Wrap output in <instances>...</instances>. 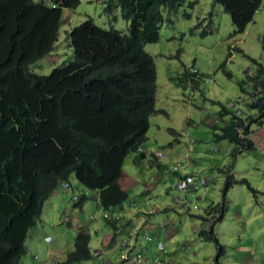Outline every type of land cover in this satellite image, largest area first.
Segmentation results:
<instances>
[{
    "label": "trees",
    "instance_id": "trees-1",
    "mask_svg": "<svg viewBox=\"0 0 264 264\" xmlns=\"http://www.w3.org/2000/svg\"><path fill=\"white\" fill-rule=\"evenodd\" d=\"M183 1L106 0L105 12L112 15L118 8L128 24L126 32L104 29L85 19L66 35L73 59L42 75L29 65L53 50L63 10L75 8L80 0H49V5L0 0V264H22L28 232L39 220L44 202L60 183L69 184L71 175L95 192L103 210L121 206L127 199L119 183L123 161L131 152L136 153V164L145 158L140 147L146 140L149 118L167 115L155 108L156 66L145 46L160 39L161 7L178 8ZM214 3L229 15L235 36L252 22L262 0ZM263 76L264 66L258 64L252 77L254 88L264 87ZM201 79L190 75L187 68L171 78L183 89L187 82L192 89L198 87ZM248 106L257 111L256 117L233 116L227 124L213 127L216 141L234 145L232 154L238 148L254 149L246 138L249 127L245 125L262 124L264 94L254 96ZM220 113H228L221 104ZM170 133L176 134L172 129ZM237 183L257 193L244 178L238 180L229 173L221 190L222 201ZM222 205H211L206 217H198L207 222L216 213L222 216ZM118 222L107 221L113 233L111 245L123 229ZM199 235L217 243L213 230L201 229ZM89 242L87 232H78L73 249L54 264L91 260ZM158 250L163 252V245Z\"/></svg>",
    "mask_w": 264,
    "mask_h": 264
},
{
    "label": "rangeland",
    "instance_id": "rangeland-1",
    "mask_svg": "<svg viewBox=\"0 0 264 264\" xmlns=\"http://www.w3.org/2000/svg\"><path fill=\"white\" fill-rule=\"evenodd\" d=\"M35 1L49 5V0ZM189 3L194 5L190 7ZM105 7L106 0H80L75 8L64 9L53 50L30 64V70L46 75L54 67L72 60L67 32L87 18L104 29L112 27L126 32L128 24L121 18L119 9H114L113 14L108 15ZM160 10L163 17L159 30L160 39L156 43L147 44L145 50L156 54V58L151 54L156 66L155 108L164 109L167 115L159 113L149 118L146 140L140 147L145 158L136 164L132 160L136 153L131 152L123 161L124 176L119 183L128 193L127 199L122 203L124 209L116 206L111 209V213L103 210L95 192L82 186L71 175V186L68 188L66 185H58V196L51 197L44 204L39 220L29 230L25 241L26 253L22 257L23 264H51L53 258L59 257V253L71 251L76 234L86 231L77 229L81 226L80 222L87 225L92 253L91 260L80 264H104L108 260L111 264H120L115 260L117 254L114 253V257L108 256V248L101 245L103 234L108 231L104 217L113 213L112 219L116 220L123 218V214L128 215L131 210L139 212L143 209H151L149 213L154 211L150 215H142L155 229L143 224L135 249L126 262L121 264H134L132 258L143 249L146 260H156V264H177L173 259L186 251L196 252L205 260L193 263L194 259L189 264H228L237 260L242 264L246 261L241 259L245 260L251 253L259 261L261 252L258 245H263L264 248V138L259 143L261 135L256 133L258 146L255 150L239 152L242 148H238L232 154L233 150H227L229 147L233 148L232 144L214 139L216 131L212 124L216 121V125L220 126V119L231 120L233 116H238L237 109L246 116L257 115L248 105L253 101L252 96L257 89L256 97L264 94V87L254 88V80L249 79L247 74L254 76L258 64L264 66V0L247 26L244 36H234L229 15L222 6L213 4V0H184L178 8L168 10L161 7ZM185 13L190 16L185 17ZM236 38H242V41L237 44L233 42V55L228 57V49L232 44L230 40ZM237 45L243 51L235 50ZM177 50H180L179 56L176 54ZM190 67L201 70L199 74L202 77L198 87H191L192 97L170 79L184 68ZM219 86H223L221 93L223 91L225 95L226 91L227 100L217 101L214 98V89ZM219 102L228 111L223 117L220 115ZM255 127L254 124L251 125V129ZM170 129L175 131V136L170 133ZM192 148L193 152H190ZM156 154H160V157H155ZM219 154L226 156L225 167L219 163ZM227 170L238 180L244 178L257 193H252L246 184L237 183L229 188L228 195L222 201L221 190L226 183ZM190 176L198 184L197 189L180 190L179 182ZM217 197L219 202L212 204L211 201ZM83 198V204L77 206ZM222 203H225L222 208L226 217L221 224L216 221L214 225L213 219L206 223L198 217H206L208 206L221 207ZM73 210L81 217L80 222L71 219ZM233 215L241 218L238 217L237 222H233ZM219 217L220 213H216L215 218ZM240 220L242 226L237 224ZM124 225L128 226L126 222ZM220 225L226 231L235 229L239 235L232 239L230 246L227 244L225 259L222 258L225 237L220 234ZM213 227L215 238L222 249L216 241L199 235L201 229L210 232ZM170 230L176 232L165 237L166 231ZM125 233L127 239H121L125 249L119 251L118 260L128 247L126 242L130 239L135 241L136 232L128 230ZM255 241H258V245ZM159 243L163 245V252L157 249ZM96 253L100 255L95 256ZM192 256L191 253L190 257ZM218 256L220 259L217 261ZM260 258L264 259V254Z\"/></svg>",
    "mask_w": 264,
    "mask_h": 264
},
{
    "label": "crops",
    "instance_id": "crops-1",
    "mask_svg": "<svg viewBox=\"0 0 264 264\" xmlns=\"http://www.w3.org/2000/svg\"><path fill=\"white\" fill-rule=\"evenodd\" d=\"M247 28V27H246ZM246 28H245V30H246ZM245 30H244V32L243 33H241L240 35H242V36H244V34L246 33L245 32ZM231 42H232V44H231V46H229V51H228V57H232V55H233V51L232 50H234V46H233V42L235 43V44H237V43H239V42H241L242 41V38H236V39H233V40H230ZM236 48H235V50H241V51H243L241 48H239L238 47V45L237 46H235ZM169 49V48H168ZM155 51V50H154ZM169 51V50H168ZM155 52H151V54L155 57V55L156 54H154ZM229 53H230V55H229ZM157 55H160V54H157ZM179 55H180V52H179ZM178 55V56H179ZM153 57V58H154ZM156 58V57H155ZM196 60H194V62H195ZM196 64L194 63V65L193 66H195ZM222 69H224V66L222 67ZM199 71V73H200V71L201 70H198ZM182 72V71H181ZM180 72V73H181ZM180 73H177L176 74V76L177 75H179ZM230 75V74H229ZM247 76H248V78L249 79H253L252 77V75L250 74V73H248L247 74ZM171 78H174V77H171ZM170 78V79H171ZM213 79V78H212ZM172 81V80H171ZM210 81H212V80H210ZM173 82V81H172ZM241 82H243V81H241ZM252 86H254V83H252ZM222 88H223V86H219V88L218 89H214V98L218 101H220V100H227L228 98H227V93H226V91H225V95L223 94V91H222V93L220 92V90H222ZM260 89V88H259ZM258 90V89H257ZM256 90V93H258V91ZM256 93L252 96V97H254L255 95H256ZM220 103V102H219ZM220 104H222V103H220ZM219 104V105H220ZM223 105V104H222ZM264 107V106H263ZM157 110H164V109H157ZM165 111V110H164ZM255 112L257 113V111L255 110ZM220 115H221V117H223V115L220 113ZM242 119H244V117L246 116V115H243L242 114V112L240 113V115H239ZM220 117V118H221ZM255 117H256V115H255ZM220 121V123H221V125L220 126H223V125H225V124H227L228 122H230V120H226V119H224V118H222V119H220L219 120ZM216 121L212 124V127H220V126H217L216 125ZM252 124H254L256 127H255V129H251V125ZM246 127H249V133L246 135V138L247 139H249L250 141H252V143H253V145H254V149L253 150H255L256 148H257V146H258V143L256 142V139H257V137H256V133L257 134H260L261 135V138H260V140H259V143H262V140H263V138H264V117L262 118V124L261 125H259V124H257V123H255V122H247L246 123V125H245ZM237 129H239V128H237ZM239 131H240V129H239ZM241 132V131H240ZM221 141H226V140H221ZM227 143H229L228 141H226ZM229 144H231V143H229ZM233 145V144H232ZM263 147H264V144H263ZM233 148H234V145H233ZM233 148H230L229 147V149L227 148V150H230V152L233 150ZM243 150H246V149H244V148H242L239 152H241V151H243ZM141 151V150H140ZM218 151V150H217ZM190 152H193V148L190 150ZM217 153H219V152H217ZM134 157H135V155L133 156V158H132V160L134 161ZM218 158L220 159L219 160V163H220V165H224L223 167H225V160H226V156H224V155H222V154H219L218 155ZM134 163V162H133ZM193 166H194V164H192ZM219 165V166H220ZM194 169V168H193ZM184 172H185V170H183ZM227 173L229 174V170H227ZM227 174V175H228ZM123 176H124V174H123ZM122 176V177H123ZM121 177V178H122ZM235 177V176H234ZM226 178H227V176H226ZM237 178V177H236ZM70 179V178H69ZM226 180V179H225ZM69 184H70V186H71V183L69 182ZM234 185H236V184H234ZM69 186V187H70ZM68 187V188H69ZM231 189V188H230ZM229 189V190H230ZM126 190V189H125ZM229 190L227 191L228 193H229ZM59 192H61L60 190H59ZM228 193H226L227 195H228ZM58 190H57V188L53 191V193L51 194V196L44 202V204L51 198V197H57L58 196ZM225 198H226V195H225ZM208 199V198H207ZM225 201H226V199H225ZM217 202H219V198L217 197L216 198V200H212L211 201V203L213 204V203H217ZM44 204H43V206H44ZM211 205V204H210ZM215 205V204H214ZM224 205H225V203H224ZM123 205H121L119 208L121 209V210H123L124 208L122 207ZM209 207V206H208ZM43 209V208H42ZM151 210V209H150ZM150 210H148L147 211V209L146 210H144L143 209V211H139V212H135V211H133V210H131L130 212H128V215H124L123 214V218H119L118 220L120 221V222H118V224H120V226H122L123 227V229L122 230H119V232H118V235H117V237H116V243H114L113 245H111L110 244V242H111V238H112V236H113V233H112V229H111V227L109 228V224L108 223H106V226H107V233H105V234H103V238H102V242H101V245L105 248H108V250H107V255L108 256H111V257H114V253L115 254H117V257H116V259L115 260H117V262L119 261L118 260V253H120L121 251H122V249H125V247H124V245H122L121 246V239H127V235H126V233H125V231L127 232L128 230H130V231H132V232H136V234H135V241L133 240V239H130V240H128V242H126V244H128V245H130V244H132V250H131V252L135 249V245H136V243H137V241H138V237H139V232L142 230V228H143V224H146L145 226L146 227H149L150 226V228L152 229V230H154L155 228H154V225L146 218V217H144L142 214H145V215H150V213H149V211ZM105 211H108V212H110L111 211V209L110 210H105ZM223 212H224V209H223ZM41 213H42V211H41ZM111 213V212H110ZM112 215H113V213H112ZM111 214H106L105 215V217H104V219L105 220H107V221H110V220H112V216ZM224 215H226L225 214V212H224V214H222V216H220L219 218H214L213 220V223H214V225H215V223H216V221H218V224H221V222L223 221L222 219L224 218V217H226V216H224ZM40 216H41V214H40ZM215 217H216V215H215ZM238 215H233V217H232V221L233 222H237V219H239V218H241V217H239ZM40 218V217H39ZM71 219H75V221H77V222H80V220H81V217L78 215V213H76V211H72V215H71ZM121 219V220H120ZM136 219H140L139 221H137ZM74 221V220H73ZM126 222V224L128 225V226H126V225H124V223ZM129 222H130V224H129ZM241 220L240 221H238V225L239 226H242L243 224H241ZM81 223V226L80 227H76L78 230H80V229H83V230H86L85 232H87L89 235H90V233H89V231H88V229H87V225H85V223L84 222H80ZM207 223V222H206ZM110 229V232H109V229ZM204 229V228H203ZM218 229H219V231H221L222 233H220V234H223L224 235V237H225V244H222L223 245V248L225 249V251L223 252V255L224 256H222V258H226V256H227V244L230 246V244H231V241H232V239H234V238H238L239 237V235L237 234L238 232L235 230V229H232L231 231H226V229H225V227H223L222 225H220L219 227H218ZM176 231H166V233H165V237H167V236H171V235H173L174 233H175ZM213 232H214V227H213ZM219 233V232H218ZM126 237V238H125ZM217 239V238H216ZM257 242L258 241H255V243L257 244ZM90 243H91V237H90V242H89V245H90ZM217 244H218V240H217ZM258 245V244H257ZM112 246V248H109V247H111ZM218 246H220L219 244H218ZM259 246V249H260V252H261V254H260V257H261V255L262 254H264V248H263V245H258ZM220 247H222V246H220ZM118 248V249H117ZM191 249H193V248H191ZM239 249V248H238ZM127 250V249H126ZM120 251V252H119ZM170 251V250H169ZM168 251V252H169ZM191 251V250H190ZM130 252V253H131ZM167 252V253H168ZM101 253V252H100ZM100 253H99V255H100ZM191 253L193 254V256L192 257H190L191 256ZM67 254V252H64V253H59V257L58 258H53L52 259V263L51 264H54V262H56V261H61V260H63L64 258H65V255ZM255 254L254 253H251V256H246V258H245V260H243V259H241L242 261H246V263L245 262H243L242 264H263L264 263V259L263 258H258V262L256 261L257 259L255 258V256H254ZM199 256H202V255H198L196 252H193V251H191V252H188V251H186L185 253H181L178 257H175L173 260L177 263V264H189L191 261H193L194 259V262L193 263H196V262H202V258L201 257H199ZM196 257H199V259H197ZM34 259H36V256L34 257ZM218 259H220V257L218 256V258L216 259L217 261H218ZM87 262V261H86ZM203 262H205V260H203ZM239 262L238 260L237 261H235V262H232V261H230L228 264H237V263ZM104 264H111L110 263V261L108 260V261H106V262H103ZM219 263V262H218ZM23 264V263H22ZM38 264V263H37ZM146 264H154L153 263V261H149V260H147V262H146ZM207 264H210V263H207ZM219 264H221V263H219ZM239 264H241L240 262H239Z\"/></svg>",
    "mask_w": 264,
    "mask_h": 264
},
{
    "label": "built area",
    "instance_id": "built-area-1",
    "mask_svg": "<svg viewBox=\"0 0 264 264\" xmlns=\"http://www.w3.org/2000/svg\"><path fill=\"white\" fill-rule=\"evenodd\" d=\"M188 71H189V74L193 75V76H197L199 74L198 70L194 67H190ZM185 91L192 96L190 82H187ZM237 113H240V112L237 110ZM156 157L159 158L160 154H156ZM174 169H176V167ZM176 171L177 170H175L174 172H176ZM203 182H204V180L201 181V183H203ZM62 186L64 187L65 185H62ZM197 187H198V184L194 183L193 177H191V176L188 178L184 177V180L180 181L178 184V188L182 191L183 190L188 191V190H192V189H197ZM131 249H132V244L128 245L125 253L122 252L123 254L120 256V258H121L120 261H126V259L129 256V252L131 251ZM158 249H162V245L160 243L158 244ZM145 254H146L145 249H143L142 251L137 253L132 258L134 261V264H146L147 260H146ZM95 255H99V253H96ZM154 262H156V260Z\"/></svg>",
    "mask_w": 264,
    "mask_h": 264
},
{
    "label": "clouds",
    "instance_id": "clouds-1",
    "mask_svg": "<svg viewBox=\"0 0 264 264\" xmlns=\"http://www.w3.org/2000/svg\"><path fill=\"white\" fill-rule=\"evenodd\" d=\"M188 70H189V69H188ZM198 72H199V71H198ZM199 76H200V74L197 75V77H199ZM263 78H264V76H263ZM190 85H191V83H190ZM191 87H192V85H191ZM185 89H186V88H185ZM185 89H184V90H185ZM185 92H186V91H185ZM192 96H193V95H192ZM192 96H191V97H192ZM253 98H254V97H253ZM237 110L241 113V111H240L239 109H237ZM240 113H237V111H236V114H237L238 116L240 115ZM239 117H240V116H239ZM155 157H156V156H155ZM60 185H66V187L69 186L68 183H60ZM64 187H65V186H64ZM76 199H78V198H76ZM121 244L124 245V243H121ZM131 250H132V249H131ZM130 252H131V251H130ZM130 252H129V254H130ZM94 255H95V254H94ZM95 256H98V255H95ZM118 262L121 264V263H125L126 261H120V260H119Z\"/></svg>",
    "mask_w": 264,
    "mask_h": 264
}]
</instances>
